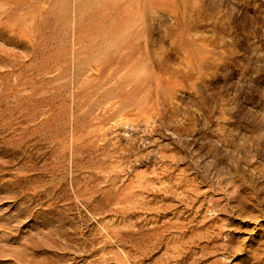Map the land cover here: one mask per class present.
<instances>
[{
  "label": "rangeland",
  "instance_id": "374dc122",
  "mask_svg": "<svg viewBox=\"0 0 264 264\" xmlns=\"http://www.w3.org/2000/svg\"><path fill=\"white\" fill-rule=\"evenodd\" d=\"M0 264H264V0H0Z\"/></svg>",
  "mask_w": 264,
  "mask_h": 264
}]
</instances>
